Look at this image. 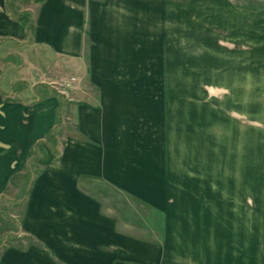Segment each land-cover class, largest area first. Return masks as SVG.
Instances as JSON below:
<instances>
[{
	"label": "crops",
	"instance_id": "obj_1",
	"mask_svg": "<svg viewBox=\"0 0 264 264\" xmlns=\"http://www.w3.org/2000/svg\"><path fill=\"white\" fill-rule=\"evenodd\" d=\"M248 3L0 0V198L37 167L0 264H264L257 175L189 173L197 106L259 50ZM52 65L70 84L46 93Z\"/></svg>",
	"mask_w": 264,
	"mask_h": 264
},
{
	"label": "rangeland",
	"instance_id": "obj_2",
	"mask_svg": "<svg viewBox=\"0 0 264 264\" xmlns=\"http://www.w3.org/2000/svg\"><path fill=\"white\" fill-rule=\"evenodd\" d=\"M240 1L243 7H249L250 0ZM257 2L258 6L254 7L263 9L264 0ZM258 32L257 54L249 52L255 47L253 41L252 44L249 40L243 42L245 51L241 57V72L238 71V75H233L229 70L226 72V95L217 94L219 96L215 101L196 105L197 111L202 114L198 122L196 119L189 128V173H225L228 178H239L226 181L225 187L242 190V194H248L252 188L247 178L253 175H257V187L264 189V25L259 24ZM27 54L22 53L20 56L25 57ZM21 57L16 58L15 68L23 65ZM2 65L0 72H4L1 77L5 80L13 68L1 69ZM56 72V66L52 65L43 77L46 80L44 84L49 86L46 93L50 90L58 92L70 84H64ZM55 136V133L47 134L45 142L57 146ZM36 168L20 167L7 184L6 196L0 198V249L13 238L20 219V205L25 199L29 178ZM214 183L218 182H211Z\"/></svg>",
	"mask_w": 264,
	"mask_h": 264
}]
</instances>
